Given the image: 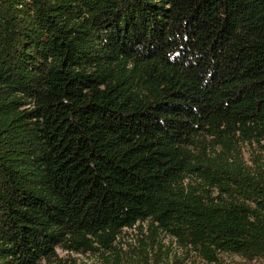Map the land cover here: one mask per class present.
Segmentation results:
<instances>
[{"label": "trees", "instance_id": "obj_1", "mask_svg": "<svg viewBox=\"0 0 264 264\" xmlns=\"http://www.w3.org/2000/svg\"><path fill=\"white\" fill-rule=\"evenodd\" d=\"M157 235L264 263V0H0V264Z\"/></svg>", "mask_w": 264, "mask_h": 264}, {"label": "rangeland", "instance_id": "obj_2", "mask_svg": "<svg viewBox=\"0 0 264 264\" xmlns=\"http://www.w3.org/2000/svg\"><path fill=\"white\" fill-rule=\"evenodd\" d=\"M251 148L252 147H243L242 152L246 159H249L251 157ZM146 222H143V227H146ZM145 231V230H144ZM143 231V233H145ZM139 232V229L137 226H134L132 228H124L122 234L120 235V241L121 245L124 249H130L133 250V248L138 247L140 244L139 240L144 238V234ZM165 247L163 248V254L169 255V260L174 262L175 257L180 256L181 258V264H264L261 261L253 260V261H247L237 255H232L228 253H223L220 255L219 259L217 261L208 262L205 259L198 256V254H195L192 251L186 252V249H182L178 247L174 241H171V239L167 236L162 237V235H157L154 239V241L162 239ZM153 238H146L145 242L147 245H151V242ZM58 255L66 260V262H70V258L75 259V262L77 264H90L97 260V255L92 254H76V253H69L66 251H62L61 249H57Z\"/></svg>", "mask_w": 264, "mask_h": 264}]
</instances>
